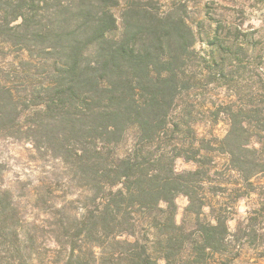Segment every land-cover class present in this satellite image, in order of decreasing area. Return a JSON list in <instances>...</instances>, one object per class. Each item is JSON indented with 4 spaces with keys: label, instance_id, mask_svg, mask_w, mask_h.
<instances>
[{
    "label": "trees",
    "instance_id": "16d2710c",
    "mask_svg": "<svg viewBox=\"0 0 264 264\" xmlns=\"http://www.w3.org/2000/svg\"><path fill=\"white\" fill-rule=\"evenodd\" d=\"M118 2L0 0V136L67 165L92 204L70 229L23 221L24 231L18 204L0 187V264H31L32 250L49 243L70 244L64 264H83V250L84 264H210L226 256L221 209L199 221L193 239L175 222L177 195L187 196L192 217L208 205L196 186L200 162L194 171L174 169L182 145L171 119L193 86L186 74L195 33L179 10L158 15L128 1L117 16ZM12 51L27 60L7 61ZM237 117L223 142L231 168L248 181L264 172V143L252 147L251 125ZM130 133L131 150L119 154Z\"/></svg>",
    "mask_w": 264,
    "mask_h": 264
},
{
    "label": "rangeland",
    "instance_id": "374dc122",
    "mask_svg": "<svg viewBox=\"0 0 264 264\" xmlns=\"http://www.w3.org/2000/svg\"><path fill=\"white\" fill-rule=\"evenodd\" d=\"M128 1L144 4L158 15L179 10L195 33L186 74L193 86L180 95L171 119L177 125L175 139L182 145L174 169L194 171L200 162L204 174L196 186L208 205L200 218L192 217L186 213L187 196L177 195L176 224L193 239L199 221L212 220L213 211L221 209L228 219V247L226 256L216 255L210 264H264V172L245 181L231 168L223 142L237 113V120L251 125V146L258 149L264 143V0H119L117 16ZM7 55L9 62L27 60L25 53ZM133 144L130 133L118 153L128 152ZM0 187L12 193L24 231L28 227L23 221L46 226L58 220L70 229L73 219L92 205L90 194L67 165L28 141L4 136ZM51 230L55 228H46L48 234ZM69 246L60 249L49 243L38 254L32 250L30 263L64 264ZM81 254L84 264L87 255L84 250Z\"/></svg>",
    "mask_w": 264,
    "mask_h": 264
}]
</instances>
